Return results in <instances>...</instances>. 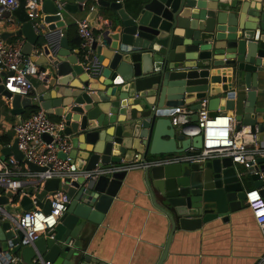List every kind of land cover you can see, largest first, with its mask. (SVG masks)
<instances>
[{"label":"water","instance_id":"95a60500","mask_svg":"<svg viewBox=\"0 0 264 264\" xmlns=\"http://www.w3.org/2000/svg\"><path fill=\"white\" fill-rule=\"evenodd\" d=\"M79 9L86 0H77ZM85 17L93 23L98 7L110 8L108 23L90 45L88 57L72 52L65 36L54 37L65 25L54 0L42 1L45 14L39 32L32 27L24 0L12 11L17 29L3 33L25 39L22 52L42 51L34 62L45 73L32 78V98L12 95L2 84L10 113L21 120L25 108L40 106L46 114L64 121L70 136L74 169L96 167L111 172L97 179H47L34 201L49 212L47 194L61 189L70 202L54 227V237H39L20 246L23 232L16 216L33 207L25 194L19 204L8 202L9 192L0 194V264H74L91 229L100 225L117 195L128 170L139 162L143 184L152 205L170 225L169 237L156 264L167 256L174 231L199 230L206 223L241 209L249 177L264 200V157L233 163L228 156L192 162H162L202 147V136L179 133L172 118L197 121L205 100L210 117L233 116L236 128L248 126L252 134L264 129L257 123V99L264 86V0H92ZM81 6V7H80ZM9 13H4L3 17ZM47 24V25H45ZM31 56V55H30ZM88 67V70H85ZM52 74V75H50ZM50 87H54L52 95ZM1 104V100H0ZM187 108L188 116L177 115ZM46 141L50 137L43 135ZM82 137V144H81ZM22 161L16 141L0 146V158ZM161 161V162H160ZM32 171L44 168L26 162ZM2 189L0 188V191ZM36 259V261H35Z\"/></svg>","mask_w":264,"mask_h":264},{"label":"built area","instance_id":"2783aa9c","mask_svg":"<svg viewBox=\"0 0 264 264\" xmlns=\"http://www.w3.org/2000/svg\"><path fill=\"white\" fill-rule=\"evenodd\" d=\"M43 0H24V9L32 27L36 33L39 32L43 23L44 13L42 12ZM122 1V0H117ZM58 13L67 0H54ZM85 2L81 5L83 6ZM19 5V0H0V72L4 73L2 84L12 95L18 94L21 97H30L35 91L32 78H43L45 73L34 62V58L39 55L38 49H33L30 55L22 52L25 39L22 36L14 35L16 38L10 42L4 38L3 27L9 24L17 29L15 17L12 11ZM90 9H92L90 7ZM4 13H9L3 17ZM108 20L98 19L90 23L87 19L76 21L77 35L80 38L79 47L86 52L84 57H88L90 45L96 38V32L101 31L107 25ZM47 25V24H45ZM13 31V32H14ZM62 36L60 29L54 36ZM88 70V67H85ZM9 103V100L2 96ZM177 115L188 116L191 111L187 108L176 110ZM197 121L182 123L179 117L172 118V123L177 126L179 133L187 137L202 136V147L195 151L190 148L187 154L180 156H170L162 162L177 161H202L217 156H228L233 163H242L248 159L252 161L259 156L264 157V145H249L244 135L246 132L243 127L236 130L235 121L230 114H216L212 117L208 115L205 107V100L201 108L197 111ZM65 125L63 120L52 121L47 117L43 109L32 112L28 118L15 121L11 126L12 141L5 146L9 147L15 140L17 149L22 154V161H16L11 155L0 158V194L10 193L8 202L12 206L19 204V200L25 194L29 195L33 201V207L24 210L16 216V226L23 232V237L18 241L20 246L31 245L39 237H54V227L59 218L66 211L70 198L61 189L54 190L47 194L50 201L49 212L45 213L41 207L37 206L34 198L42 190L43 184L47 179L58 178L60 183H64L66 178L75 180L82 175L86 180L97 179L100 175L111 172L110 169L94 168L92 170L78 171L74 169V162L71 157L62 158V154H68L71 149L70 136L64 133ZM50 137L46 141L43 135ZM33 163L44 168L41 171H32L23 162ZM161 162V161H160ZM142 164L133 162L124 168L139 169ZM23 168L25 170H23ZM29 186L32 187L28 192ZM243 202L252 211L255 222L264 238V200L259 189H250L245 193ZM17 258L11 260L9 264H15ZM36 261V259H35ZM42 264H49L48 262ZM259 264H264V256L261 257Z\"/></svg>","mask_w":264,"mask_h":264},{"label":"crops","instance_id":"0c3cea01","mask_svg":"<svg viewBox=\"0 0 264 264\" xmlns=\"http://www.w3.org/2000/svg\"><path fill=\"white\" fill-rule=\"evenodd\" d=\"M67 4L68 7L62 14L65 25L60 31L67 39L72 52L79 49L85 56L86 52L71 43V37L77 34L76 21L84 19L90 7L96 5L92 0H86V4L80 10L77 0H67ZM98 9L100 11L94 21L97 18L108 20L107 14L114 13L110 8ZM14 29L9 24L3 27L4 33H12ZM15 38L13 35L7 37V40L12 42ZM38 53L41 55L42 51L39 50ZM49 89L52 95L60 96V93H55L54 87ZM258 91L263 93L257 99V123H264V86ZM34 96L35 92L25 98L30 99ZM0 100V136L10 135L11 142L10 129L17 119L10 113V104L2 97ZM39 108L42 109L40 106L25 108L21 119L28 118ZM47 117L52 121H59L55 115L47 114ZM242 127L248 131V126ZM235 129L238 130L236 124ZM244 139L251 146L264 145V129L257 134L247 133ZM82 140L81 137V144ZM8 143L0 142V146ZM142 176V170L127 172L102 223L92 228L88 237L84 239L83 250L74 260V264L157 263L168 240L170 225L167 217L152 205ZM243 186L246 190L254 189L249 177L243 180ZM31 189L29 186L27 191L31 192ZM263 256L264 238L250 207L243 203L241 209L228 215L227 220L216 218L199 230L177 228L169 240L167 256L162 264H259Z\"/></svg>","mask_w":264,"mask_h":264},{"label":"trees","instance_id":"16d2710c","mask_svg":"<svg viewBox=\"0 0 264 264\" xmlns=\"http://www.w3.org/2000/svg\"><path fill=\"white\" fill-rule=\"evenodd\" d=\"M71 43L75 44L76 46H79V44H80V38H79V36L77 34L76 35H73V37H71ZM10 138H11L10 135L0 136V142L1 143H8L9 140H10Z\"/></svg>","mask_w":264,"mask_h":264}]
</instances>
